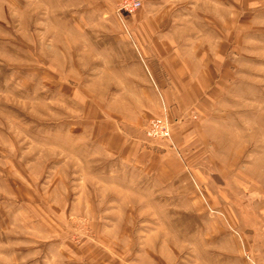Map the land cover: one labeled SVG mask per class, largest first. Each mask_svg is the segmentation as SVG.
<instances>
[{"label":"rangeland","instance_id":"374dc122","mask_svg":"<svg viewBox=\"0 0 264 264\" xmlns=\"http://www.w3.org/2000/svg\"><path fill=\"white\" fill-rule=\"evenodd\" d=\"M119 2L0 0V264H264V0ZM221 51L207 123L115 149L145 65Z\"/></svg>","mask_w":264,"mask_h":264},{"label":"crops","instance_id":"0c3cea01","mask_svg":"<svg viewBox=\"0 0 264 264\" xmlns=\"http://www.w3.org/2000/svg\"><path fill=\"white\" fill-rule=\"evenodd\" d=\"M170 58V56L162 54L159 55L157 60L164 69L167 78H170L171 81L170 90L166 88L161 90L163 91V101L169 106V116L174 125L171 137L173 142H176L180 140L184 131L190 125L194 123L195 125L196 123L198 125L207 123L206 111L204 114L202 112L205 110V106L209 107L213 104L217 106L222 94L219 78L224 75V72H221V63L224 62V60L222 58V51L220 55H216L215 59L207 56L205 53L192 54L190 59L178 57L176 58V63L173 62L175 59L170 60ZM147 64L150 65L149 59ZM149 68L145 65V70L141 72V79H139V90L146 96V98H143V106L141 105L142 110L140 118L131 123L127 122L126 125L128 126V130L127 128L124 129L122 132L124 137L119 136L115 146L118 152L129 151L133 156L140 158H144L148 150L140 142H143V139L140 136L141 133H139V129L151 117L162 113L161 99L156 98V92L150 86L149 77L147 75V72L149 76L151 75ZM146 70L147 72H145ZM165 84L164 80L159 81L160 87L165 86ZM173 98L176 100V105L171 106L168 103L173 101ZM201 99H203L201 102L202 105L199 107L197 106L198 112H200L198 116L199 119L196 121L188 120L190 119L188 115L192 108L191 105L194 104L195 100ZM204 128L205 125L203 126V130ZM130 129H134L135 132H132ZM202 131L200 132L197 130V134L205 137ZM136 132H138V134ZM130 157H132V155ZM244 201L245 200H242L241 202L244 203Z\"/></svg>","mask_w":264,"mask_h":264},{"label":"built area","instance_id":"2783aa9c","mask_svg":"<svg viewBox=\"0 0 264 264\" xmlns=\"http://www.w3.org/2000/svg\"><path fill=\"white\" fill-rule=\"evenodd\" d=\"M140 5V0H120L119 2V9L126 11V12H132L135 9H137ZM161 99V108L162 113L159 115H156L152 118H150L146 125L144 126V134L148 139H166L169 140L172 145V140L170 136V130L169 125L171 123V119L169 116L170 109L168 105H166L163 101L162 96L160 95ZM245 257L249 264H255V261L253 258L245 254Z\"/></svg>","mask_w":264,"mask_h":264}]
</instances>
